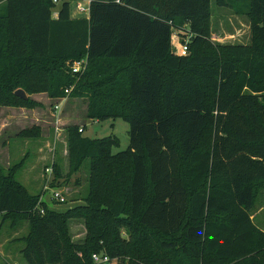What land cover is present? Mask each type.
<instances>
[{"label": "trees", "instance_id": "trees-1", "mask_svg": "<svg viewBox=\"0 0 264 264\" xmlns=\"http://www.w3.org/2000/svg\"><path fill=\"white\" fill-rule=\"evenodd\" d=\"M71 1L54 18V0H0V106L28 103L18 89L60 98L72 88L89 118L127 120L130 145L114 152L118 137L69 127L71 162L91 161L76 210L48 208L0 174V216L30 211L26 263L95 264L107 253L119 264H264L252 216L264 189V0H237L255 38L225 46V58L201 51L211 0H90L89 18H72ZM175 27H189L188 55L174 53ZM13 41L29 53L9 54ZM74 217L86 219L82 242L69 234Z\"/></svg>", "mask_w": 264, "mask_h": 264}, {"label": "rangeland", "instance_id": "rangeland-1", "mask_svg": "<svg viewBox=\"0 0 264 264\" xmlns=\"http://www.w3.org/2000/svg\"><path fill=\"white\" fill-rule=\"evenodd\" d=\"M225 1L227 5L211 0L210 40L201 47L202 52L215 54L218 58H225V46L251 45L255 38L251 16L235 13V6L239 4L237 0ZM79 3L82 4L83 1L72 0L71 11L87 15L88 12H79ZM3 5L0 2V14L4 12ZM61 5V2L57 3L53 15ZM187 29H173V50L176 54L180 43L190 38L191 33ZM19 53L28 54L27 45L13 41L9 54L15 56ZM73 65L71 72H79ZM71 91L72 88L68 91L66 89V97L60 98L52 97L44 91L34 92L28 94V103L17 100L14 106H0V145L5 140L8 141L12 154L10 162L0 163L2 179H13L24 188L29 197H38L46 207L61 212L84 208L89 195L91 161L85 160L78 169L71 162L70 126L77 124L85 128L84 135L90 138L118 137L120 145L114 148V152L126 150L130 145V124L127 120L121 117L104 121L89 118V99L72 97ZM47 168H51L52 173L47 172ZM55 190H61L66 202L61 203L53 198ZM31 211L37 214L39 207L36 206ZM252 213L255 222L264 229V189H260ZM29 216L30 211L0 216V264H27L21 250L25 246V238L32 231ZM68 226L73 241L82 242L88 236L85 218H71ZM122 230L128 232L127 227ZM147 251H155L152 242L143 252ZM128 258H124L122 262L126 263ZM215 264L221 263L216 261Z\"/></svg>", "mask_w": 264, "mask_h": 264}, {"label": "built area", "instance_id": "built-area-1", "mask_svg": "<svg viewBox=\"0 0 264 264\" xmlns=\"http://www.w3.org/2000/svg\"><path fill=\"white\" fill-rule=\"evenodd\" d=\"M62 0H54L55 3L61 2ZM90 0H84L83 3L78 4V10L79 12H90ZM189 39L184 40L182 43H180L179 47V55H188L189 54ZM85 60L78 61L74 63V69L76 71L81 70L82 68L85 67ZM68 91V90H67ZM47 172L52 173L51 168H47ZM55 200L64 203L66 202V197L64 194L61 192V190H55L54 191V197ZM42 213H45L44 209H41ZM93 260L95 264H119V259L118 258H112L109 254L107 253H94L93 254Z\"/></svg>", "mask_w": 264, "mask_h": 264}, {"label": "crops", "instance_id": "crops-1", "mask_svg": "<svg viewBox=\"0 0 264 264\" xmlns=\"http://www.w3.org/2000/svg\"><path fill=\"white\" fill-rule=\"evenodd\" d=\"M82 1H84V0H82ZM59 10L60 9H58L57 13L55 15H53L54 18L58 17ZM89 15H90V12L87 15H83V14H76V13H73L71 11V17L72 18H89ZM7 143H8V141L5 140V142L2 143V145H0V163L10 162L12 159V154L10 153V148L7 145Z\"/></svg>", "mask_w": 264, "mask_h": 264}, {"label": "water", "instance_id": "water-1", "mask_svg": "<svg viewBox=\"0 0 264 264\" xmlns=\"http://www.w3.org/2000/svg\"><path fill=\"white\" fill-rule=\"evenodd\" d=\"M16 94H17L19 97L23 98V99H28V95H27L26 91L23 90V89H18V90L16 91Z\"/></svg>", "mask_w": 264, "mask_h": 264}]
</instances>
